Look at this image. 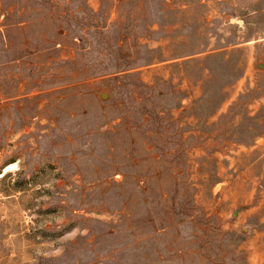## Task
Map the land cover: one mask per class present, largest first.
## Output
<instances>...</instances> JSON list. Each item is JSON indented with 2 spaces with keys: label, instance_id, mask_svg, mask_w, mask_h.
<instances>
[{
  "label": "rangeland",
  "instance_id": "obj_1",
  "mask_svg": "<svg viewBox=\"0 0 264 264\" xmlns=\"http://www.w3.org/2000/svg\"><path fill=\"white\" fill-rule=\"evenodd\" d=\"M260 63L264 0H0V264H264Z\"/></svg>",
  "mask_w": 264,
  "mask_h": 264
},
{
  "label": "trees",
  "instance_id": "obj_2",
  "mask_svg": "<svg viewBox=\"0 0 264 264\" xmlns=\"http://www.w3.org/2000/svg\"><path fill=\"white\" fill-rule=\"evenodd\" d=\"M222 53H218L216 55H212L210 57L220 58L222 57ZM231 68L229 67L228 72L226 73V76H223V80H225L224 85L231 84L232 81L239 76V73L231 74ZM225 73V72H224ZM233 76V80H232ZM220 80V81H223ZM150 91H152L151 87H148ZM224 86L219 83H208L206 89L204 90L202 96H200L198 99L195 100V107L199 105H203L201 109H198L195 114V118L197 120L207 119L214 115L217 110L219 109L220 104L225 100L226 93L223 91ZM142 97H144L142 101L138 102L137 105L141 106V108H144L141 110V114H149L151 116V123H154L158 129H160V133H165V128L170 125V122L168 123V120L166 119L165 115L161 114V111L157 110L156 106L153 104L152 101V107L147 109L146 103H145V96L142 94ZM181 100V97L178 98ZM180 104V102H179ZM176 105V108L180 105ZM181 143V142H180Z\"/></svg>",
  "mask_w": 264,
  "mask_h": 264
},
{
  "label": "bare ground",
  "instance_id": "obj_3",
  "mask_svg": "<svg viewBox=\"0 0 264 264\" xmlns=\"http://www.w3.org/2000/svg\"><path fill=\"white\" fill-rule=\"evenodd\" d=\"M16 168H17V163L16 162L6 165L4 167V170H2V172H0V177L4 176L9 171L15 170Z\"/></svg>",
  "mask_w": 264,
  "mask_h": 264
},
{
  "label": "water",
  "instance_id": "obj_4",
  "mask_svg": "<svg viewBox=\"0 0 264 264\" xmlns=\"http://www.w3.org/2000/svg\"><path fill=\"white\" fill-rule=\"evenodd\" d=\"M258 67L259 68H264V64L263 63H260V64H258ZM106 95L107 94L104 93V94L101 95V97H105Z\"/></svg>",
  "mask_w": 264,
  "mask_h": 264
}]
</instances>
